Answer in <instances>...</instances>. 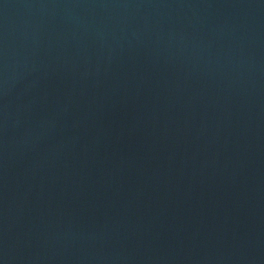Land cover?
<instances>
[{
  "label": "water",
  "instance_id": "water-1",
  "mask_svg": "<svg viewBox=\"0 0 264 264\" xmlns=\"http://www.w3.org/2000/svg\"><path fill=\"white\" fill-rule=\"evenodd\" d=\"M2 264H264V0H0Z\"/></svg>",
  "mask_w": 264,
  "mask_h": 264
},
{
  "label": "snow or ice",
  "instance_id": "snow-or-ice-1",
  "mask_svg": "<svg viewBox=\"0 0 264 264\" xmlns=\"http://www.w3.org/2000/svg\"><path fill=\"white\" fill-rule=\"evenodd\" d=\"M0 264H2V262H0Z\"/></svg>",
  "mask_w": 264,
  "mask_h": 264
}]
</instances>
